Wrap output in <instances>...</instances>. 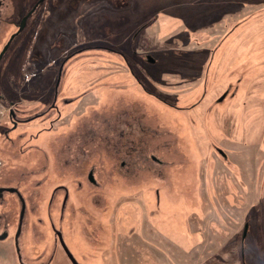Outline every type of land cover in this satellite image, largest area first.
Wrapping results in <instances>:
<instances>
[{"label": "rangeland", "instance_id": "374dc122", "mask_svg": "<svg viewBox=\"0 0 264 264\" xmlns=\"http://www.w3.org/2000/svg\"><path fill=\"white\" fill-rule=\"evenodd\" d=\"M25 3L19 0L18 6ZM11 29L3 32L6 39ZM27 30L0 64L2 87L18 85L27 91L45 86L46 73L56 74L61 61L77 53L67 67V92L94 89L92 101L111 104L130 97L156 106L163 134L177 136L186 154L179 155L174 170L175 189L159 185L161 210L155 219L159 231L169 238L173 234V243H178L150 247L156 229L150 220L156 208L149 204L151 182L146 204L141 190L128 192L119 186L108 189L109 206L99 212L106 215L100 222L109 224L110 231L100 232L97 245L81 230L65 229V242L77 261L264 264V0H47ZM143 87L166 105H153L140 91ZM193 103L199 107L171 108ZM66 106L52 134L68 131L76 119L73 111L81 109L76 103ZM204 111L209 113L203 124ZM37 142L23 140L19 144L24 154L8 161L11 148L2 149L0 139L5 161L0 178L12 176L26 194L35 192L30 190L33 177H27L33 149L26 145ZM164 158L168 164L175 161L172 152ZM51 175L49 181L57 183L55 171ZM48 182L43 186L46 195ZM20 207L13 197L0 205L12 232ZM58 210V204L51 209L53 214ZM34 212L39 217H33L22 244L25 262L43 264L50 257L52 264H70L62 247L54 244L56 235L46 221L47 200ZM18 250L13 236L0 240V264H21Z\"/></svg>", "mask_w": 264, "mask_h": 264}, {"label": "flooded vegetation", "instance_id": "af4514ba", "mask_svg": "<svg viewBox=\"0 0 264 264\" xmlns=\"http://www.w3.org/2000/svg\"><path fill=\"white\" fill-rule=\"evenodd\" d=\"M18 1L13 0L11 5L8 0H0V53L11 36L16 34L3 59L10 48L23 38L27 29L31 27L35 16L47 2V0L40 3V0H27L28 4L18 6ZM37 3H39L38 6L28 16L24 28L20 31L23 18ZM10 27L12 28L11 33L6 39L4 33ZM30 35L28 33L27 39ZM76 54L66 56L61 61L56 74L52 71L46 73L45 86L28 87L25 91V87L22 86L10 85L5 88L0 84V106L4 109L0 114V139L4 142L1 147L2 149L11 148L7 150L12 151V156L7 160H13L24 154L22 151L24 146L19 144L23 140L41 142L26 145L27 150L33 149L27 165L29 172L27 177H33V180L30 181V184L33 185L30 190H35V192L29 191L30 195L24 193L19 188L18 182L12 181V176L0 178V205L7 203L8 197H13L21 204L14 232L10 230V220L3 219L0 215V240L13 236L19 246L18 253L21 264H27L22 252L24 236L29 228L33 227V217L36 219L39 217L34 211L39 204L46 200V221L56 235L54 244L62 247L70 264H81L76 259L75 261L70 259L60 241L59 233L65 240V229L77 228L84 233L91 245H97L99 242L97 237L100 232L107 231L109 233L110 231L109 224L105 225L100 222L103 214L99 212H103L104 208L109 206L108 189H116L119 186H123L128 192L141 190L144 195L142 201L146 204L147 185L149 182L152 185L155 183L154 188L152 185V187L150 186L149 204L156 206L153 213L150 214V220L154 221L151 225L156 227L151 234L155 241L150 240V247L154 249L156 243L159 242L162 247L178 243V240L173 243L175 241L173 234L169 238L159 231L155 219L161 210L162 193L159 185L163 188L175 189L174 170L178 167L179 155H186L180 146L179 138L176 139L177 136L175 137L173 134L169 137L167 133L163 134L162 125L159 124L162 119L160 111L156 106H150L145 101L120 97L111 104L101 103L98 100H91L95 92L94 89L79 94L67 92L65 87L67 67ZM138 56L142 60L144 59L142 55ZM122 57H125L130 63L129 57L125 55ZM147 59L154 60L149 55ZM206 76L205 72L204 82ZM140 91L152 99L153 105L165 104L156 92L146 90L145 87ZM72 103L79 104L81 108L78 111H73L76 118L73 126L68 131L52 134V131H56L60 126L59 121L64 116L66 105ZM84 105L86 106L83 107ZM190 106L185 108L184 105H174L171 108L174 111L192 110L199 107V104L193 103L192 107ZM77 108L76 106L74 110ZM207 112H203V124ZM24 128H27V131ZM17 130L20 132L15 133ZM218 151L226 159V153L221 148H218ZM168 152H172V157L175 156V161L171 160L170 164L164 158ZM184 160H186V164L189 161L188 158ZM2 161L0 168L5 165V161L3 159ZM52 171H55V180H58L55 184H53L54 181H49L51 177L54 179L51 175ZM46 182L50 186L47 195L44 193L43 187ZM57 204L59 206L58 213L53 214L51 209ZM22 211H24L23 217ZM55 217H57L59 227L56 226ZM131 219L132 217H129L128 221ZM144 234V238L148 242L146 231ZM150 247L149 250H151ZM174 247L177 248V246ZM47 248L49 249V247ZM171 248L173 247L171 246ZM32 263L37 264L35 261ZM43 264H52L50 257Z\"/></svg>", "mask_w": 264, "mask_h": 264}, {"label": "water", "instance_id": "95a60500", "mask_svg": "<svg viewBox=\"0 0 264 264\" xmlns=\"http://www.w3.org/2000/svg\"><path fill=\"white\" fill-rule=\"evenodd\" d=\"M41 1H43V0H40L39 3H40ZM39 3H37V4L34 6V8H33V9H32V10H31V11H30V12H29V13L23 18V20H22V22H21V25H20V31L24 28L28 16H29V15H30V14L36 9V7L38 6ZM15 36H16V34H13V35L11 36V38L9 39V41L7 42V44L4 46L3 50L1 51V53H0V63H1L2 59H3L4 54H5L6 51H7V49H8L9 46L11 45L12 40L15 38ZM24 208H25V205H24ZM23 214H24V211H22V217H23ZM247 229H248V228L246 227V230H245V232H244V236H246V234H247ZM59 237H60V241H61V243H62V245H63V247H64L66 253H67L68 256L70 257V259H72L73 261H75V257H74V255L72 254V252L70 251L69 247L67 246V244H66V242H65V240H64V238H63V235H62L61 233H59Z\"/></svg>", "mask_w": 264, "mask_h": 264}, {"label": "built area", "instance_id": "2783aa9c", "mask_svg": "<svg viewBox=\"0 0 264 264\" xmlns=\"http://www.w3.org/2000/svg\"><path fill=\"white\" fill-rule=\"evenodd\" d=\"M2 163H3V161H2V159L0 158V167L2 166Z\"/></svg>", "mask_w": 264, "mask_h": 264}]
</instances>
